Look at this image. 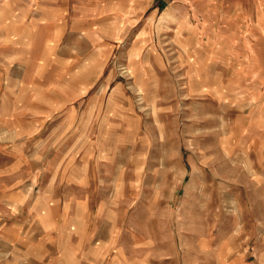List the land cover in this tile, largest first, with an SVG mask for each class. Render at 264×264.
I'll list each match as a JSON object with an SVG mask.
<instances>
[{"label": "rangeland", "instance_id": "374dc122", "mask_svg": "<svg viewBox=\"0 0 264 264\" xmlns=\"http://www.w3.org/2000/svg\"><path fill=\"white\" fill-rule=\"evenodd\" d=\"M104 2L37 42L55 109L0 118V264H264V104L212 56L236 3L264 82V0Z\"/></svg>", "mask_w": 264, "mask_h": 264}, {"label": "crops", "instance_id": "0c3cea01", "mask_svg": "<svg viewBox=\"0 0 264 264\" xmlns=\"http://www.w3.org/2000/svg\"><path fill=\"white\" fill-rule=\"evenodd\" d=\"M226 10L230 16L226 22L230 25L225 35L217 33L212 39V56L216 59L213 62L223 63L226 71L231 68L232 74L226 77V89L235 79L256 78L253 84L244 86L247 88H241L239 92L247 93L250 102L258 109L259 103L264 104V82L250 65L245 66L248 56L243 51L246 52L244 42H257L251 37L262 29L248 24L244 9L236 3ZM105 13L104 0H0V118L4 127L16 126L19 119L26 118L27 111L32 109L36 113L34 116L41 118L45 112L55 109L51 100L52 95L56 97L58 94L53 88L54 80L43 79L38 70L31 76L36 82L29 80L31 73L29 75L27 68L31 61L47 63L52 60V54L44 55L38 51L37 42H74V32L94 29L97 23L91 16H105ZM217 20L223 22V17ZM220 67L223 68L221 64ZM233 71H236L235 76ZM31 84L33 93L28 92V95ZM47 94L50 98H46ZM257 109L252 112L256 113Z\"/></svg>", "mask_w": 264, "mask_h": 264}, {"label": "bare ground", "instance_id": "6f19581e", "mask_svg": "<svg viewBox=\"0 0 264 264\" xmlns=\"http://www.w3.org/2000/svg\"><path fill=\"white\" fill-rule=\"evenodd\" d=\"M126 70L128 71V69L125 67V71H126ZM233 103H234V102H233Z\"/></svg>", "mask_w": 264, "mask_h": 264}]
</instances>
